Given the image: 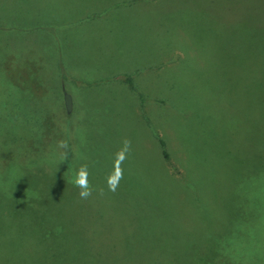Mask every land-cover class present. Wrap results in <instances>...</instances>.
<instances>
[{
    "label": "rangeland",
    "instance_id": "1",
    "mask_svg": "<svg viewBox=\"0 0 264 264\" xmlns=\"http://www.w3.org/2000/svg\"><path fill=\"white\" fill-rule=\"evenodd\" d=\"M198 2L0 0L15 25L0 33V81L7 72L21 97L0 94L53 108L69 94L74 157L67 180L53 151L32 168L0 166V264H264V0ZM226 19L238 39L214 41L213 20ZM27 169L47 214L13 199Z\"/></svg>",
    "mask_w": 264,
    "mask_h": 264
},
{
    "label": "trees",
    "instance_id": "2",
    "mask_svg": "<svg viewBox=\"0 0 264 264\" xmlns=\"http://www.w3.org/2000/svg\"><path fill=\"white\" fill-rule=\"evenodd\" d=\"M233 2L234 0H199L198 6L201 8L207 7L210 10L213 7H215V9L218 7L226 9V7L234 5ZM233 18L235 21L240 20L237 17H229L228 19L232 21ZM227 22V19L217 22L213 20L214 26L223 28V31H219L218 33L214 32V41L219 40V42H224L225 40L233 43L235 39H238L239 32L236 24L228 26ZM221 23L227 25H222ZM14 26L15 25L0 20V33L4 30H11ZM3 57L4 52L0 49V59ZM1 68H3V65ZM2 76L5 77V80L4 82L0 81V84L5 86L7 93L9 91H12V93L15 92L17 94L15 101L18 102L21 94L19 96L17 93L14 82L9 80L7 72H4ZM123 78L133 86L132 77L130 75H125ZM25 93H22L21 98L25 104L5 103V99L9 97L3 98L0 94V166L5 167L9 164L8 162H18L22 164V167L29 164V168H32L36 161L44 159L49 152L53 151L55 155L61 158L57 177L64 180L70 179L71 176L68 178L69 171L65 175V170L62 167H64V164L68 165V163L72 161L74 158L73 154L68 151L67 148H60L58 145L61 142L68 144L67 140H64V133L65 130H68L66 116L70 114L71 109L67 110L64 106L63 108H53L50 105L46 106L40 103L30 102L29 100L32 99V97L29 98L31 93ZM65 139H68L67 136ZM160 144L162 145L163 141H160ZM65 153L66 155H64ZM162 153L165 158L169 156L168 152L165 150H162ZM10 164L6 168H8ZM28 172L29 170L27 169L26 176L17 178L15 183V194H13L14 197H12L14 200L16 199V201L18 200L20 202L17 204V207L19 208L21 206V211L24 213L35 211V214H47V205H45V200L41 198L46 193V189L41 188L44 184L29 183L30 178L28 174L30 173ZM34 185L40 188L39 192L36 191ZM44 240H46V237H43V241Z\"/></svg>",
    "mask_w": 264,
    "mask_h": 264
},
{
    "label": "clouds",
    "instance_id": "3",
    "mask_svg": "<svg viewBox=\"0 0 264 264\" xmlns=\"http://www.w3.org/2000/svg\"><path fill=\"white\" fill-rule=\"evenodd\" d=\"M60 148H67V144L61 142L58 145ZM130 141L124 139L122 142V148L116 152L113 160L112 170L105 177V183L108 191L115 192L119 181L122 178V169L120 165L125 161L126 155L129 151ZM66 155V153L64 154ZM88 169L87 167H81L73 180L74 186L79 188V197L82 200L88 199L92 195V187L88 180Z\"/></svg>",
    "mask_w": 264,
    "mask_h": 264
},
{
    "label": "water",
    "instance_id": "4",
    "mask_svg": "<svg viewBox=\"0 0 264 264\" xmlns=\"http://www.w3.org/2000/svg\"><path fill=\"white\" fill-rule=\"evenodd\" d=\"M64 104L67 110L71 109V97L69 94H64Z\"/></svg>",
    "mask_w": 264,
    "mask_h": 264
}]
</instances>
